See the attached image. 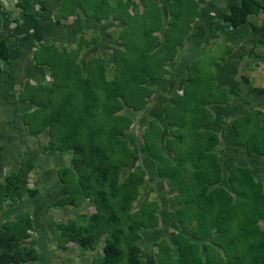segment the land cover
<instances>
[{"label": "trees", "instance_id": "obj_1", "mask_svg": "<svg viewBox=\"0 0 264 264\" xmlns=\"http://www.w3.org/2000/svg\"><path fill=\"white\" fill-rule=\"evenodd\" d=\"M135 6L117 4L116 9L125 12L133 7V15L128 19L114 16L122 26L116 33L118 44L106 47L105 58H89L85 68L76 58L67 71L64 64L70 58L66 57L55 67L52 84H27L19 95L20 102L35 106L23 118L27 135L47 131L44 149L71 155L70 167L59 170L64 196L51 206L65 209L87 203L93 207L84 221L69 219L56 224L54 249L75 245L84 254L95 252L102 244L101 254L90 264H147L142 257V234L159 231L162 215L159 202L149 198L154 186L135 208L148 174L128 138L135 123L131 112H143L159 89L156 83L169 75L167 64L174 61L199 12L193 0H173L164 23L151 0L141 14ZM260 14L264 15V0H244L230 9L224 22L236 29ZM258 29L264 44V25ZM75 50L78 57L81 46ZM10 54L5 42H0V73ZM195 62L194 68H187L180 93H174L162 107L166 131L159 119L151 117L141 135L154 171L173 193L168 198V218L176 230L152 242L154 262L264 264V184L249 163L233 164L225 175L216 151L220 139L209 126L214 119L211 108L228 105L231 96L226 89L216 88L206 59ZM251 117L257 122L248 133L244 128L251 124ZM263 118L255 109L231 122L238 134L237 145H245L249 156L264 157ZM2 151L0 146V155ZM33 166L24 158L17 170L0 178V212L8 203L15 205L36 196L37 190L30 188ZM31 228L28 211L17 220L0 223V264L39 262L38 250L23 243Z\"/></svg>", "mask_w": 264, "mask_h": 264}, {"label": "crops", "instance_id": "obj_2", "mask_svg": "<svg viewBox=\"0 0 264 264\" xmlns=\"http://www.w3.org/2000/svg\"><path fill=\"white\" fill-rule=\"evenodd\" d=\"M149 1L0 0V42H5L11 51L9 62L0 73V146L3 148L1 154H4L5 151L2 142L6 140L14 141L22 154L27 153L34 165L29 173L30 185L37 190V194L33 198L25 197L15 205L6 204L2 212H0V223L6 220H17L22 212L28 211L32 221L29 238L38 234L45 237L51 235L53 241L57 223L69 219L84 221L86 217L85 211L88 210L89 213L92 208L87 203L81 207L69 206L65 209L51 206L53 201L55 202L58 198L64 196L59 170L64 167H70L71 155L69 153L54 154L46 151L44 147L48 140L47 131L35 137L27 135V133L21 135L22 130H25V128H22L24 127V120L21 119V124L18 128L19 134H10L8 132V126L11 123L14 125V118L10 117L9 110L16 109L17 104H21L17 107L20 111H29L33 107L28 102L22 103L19 101V95L25 85L45 83L46 80L51 83L48 65H46L48 73L45 68L36 67L33 63L31 52L40 48L41 45H55L61 49L70 48L73 50L80 45L81 51L78 54V60L81 62H85L91 57L103 56L105 58L107 56L106 47L118 44L116 33L117 29L122 26L114 20V16L119 17L120 15V18L128 19V17L133 15V7L125 12L116 9L117 4L121 2L135 4L138 14H141L144 9H147ZM151 1L159 8V11L155 12L156 15H160L164 23L167 22L170 17V6L173 0ZM193 1L198 5L199 12L195 17V22L188 35L186 44L184 43L177 50L176 62L171 64V67L173 65V72L161 80L164 81L163 84L167 85L164 86L165 89L161 87L160 91L171 92V97L177 90L180 91L187 74V67L181 65L182 62L188 63L196 59L195 57H199L205 46L208 47V49L203 51L207 53L205 54L207 62L211 61L208 58H212L215 44L228 47L230 50L227 54V61L221 62L220 65H217L210 72L214 77L216 88L226 89L231 96V101L228 105L221 108H211L214 113V119L209 128L218 133L220 140L216 151L222 164V159L224 158L228 160L226 162L231 167L233 165L232 162L230 163L232 157L241 160V164H234L245 165V163H249L248 165L252 168L255 175L264 184V157L249 156L245 145L238 146L237 134L231 126L233 119L242 116L248 110H261L264 117V93L259 92L260 89H264L262 86L264 85V69L259 70L256 67L259 64L260 67H264V44L260 43L262 31H259V27L254 24L255 21H250L251 17L248 18L246 23L236 29H231L225 24L224 17L226 14L234 5H239L244 0ZM113 9H116L114 13L111 12ZM149 14L155 15L151 10ZM256 19L258 22L260 21L258 16ZM158 35H160L161 41L162 32ZM177 78H180L178 82L176 81ZM177 83L181 85L180 89L178 86L175 89ZM157 119H161V117ZM3 121L7 125L4 123V126H2ZM133 128L129 132H133ZM144 152L145 157L148 158L146 151ZM7 153L10 154L8 156L13 160L11 155L13 152L8 151ZM246 156L250 158L247 160ZM136 158L139 161L138 153H136ZM18 162H20V159ZM141 163L143 164V162ZM20 164H18L16 170ZM143 166L146 168L148 165L143 164ZM153 167L152 163V167L146 168L147 181H151L149 186L155 187L154 194L155 192L157 193V185L167 191L164 180L156 174ZM223 167L225 168L224 164ZM5 169L6 166L0 167V178ZM166 195H169V193H166ZM39 197L41 201L37 202V207L34 208L33 204L36 201L32 200ZM167 206L169 207L168 211H170L171 207L168 204V199ZM54 212L59 214L56 218H48L44 224L39 225L40 216L43 217ZM72 246L76 247L71 245L67 250ZM101 246L102 244L97 247L99 255L101 254ZM52 247L54 248V246ZM55 251L59 252L58 250ZM75 252L79 254L77 249Z\"/></svg>", "mask_w": 264, "mask_h": 264}, {"label": "rangeland", "instance_id": "obj_3", "mask_svg": "<svg viewBox=\"0 0 264 264\" xmlns=\"http://www.w3.org/2000/svg\"><path fill=\"white\" fill-rule=\"evenodd\" d=\"M72 1H76V0H70V2ZM264 15L260 14L258 15L259 18V22L257 21L256 17H251L250 21L254 22V24H256L258 27H261L264 25ZM195 22V18L194 21L192 20L191 23V30H192V26ZM191 32V31H190ZM187 38L184 40V42H182V45L180 47H182L184 45V43L186 44L187 42ZM216 46L213 47L214 53L212 54V58L209 57L208 59L211 60L209 62H207V65L211 68V70L213 71V69L217 66L220 65L221 62H225L227 61V54L229 53V48L225 47V46H221L219 44H215ZM178 47V50L179 48ZM208 49L207 46H205L203 48V51ZM75 49H70V48H65V49H61L58 46L55 45H41L40 48H37L34 50V52H31L32 58H33V63L35 64L36 67H41V68H45L47 70L48 73V69L46 67V65H48L50 68V72L49 75L51 76V83L48 82V80H46L45 84L43 83L40 86H46V85H50L53 83V73L55 71V67L58 66L61 60H64L66 57L70 58V60L64 64V67H66L67 71L69 70L71 63L73 60H75L76 57L75 55ZM202 51V53L199 55V57H195L196 59L188 62V63H183L181 65L185 66V67H192L194 68L195 61L200 60V59H206V55L207 53H204ZM257 51V50H256ZM177 54L175 55V59L173 61V63L176 62V58H177ZM103 57V56H102ZM67 58V59H68ZM72 58V59H71ZM93 59V57H91ZM98 58V57H97ZM77 62V60H76ZM87 62V60L85 62H81L80 60H78L77 63H79L81 66L83 64V67L85 68V63ZM200 63V62H199ZM260 65V64H259ZM259 65H256V67L259 68V70L264 69V67H260ZM109 66V65H108ZM82 67V73H85V70ZM167 70H168V74L170 75L171 72H173V65L171 67V64L168 63L167 64ZM193 70V69H192ZM60 72V71H57ZM168 75V76H169ZM166 76V77H168ZM49 77V76H47ZM165 77V78H166ZM164 78V79H165ZM46 79V77H45ZM180 80V78H177V82ZM48 83V84H47ZM164 81L161 82H157L156 85L158 86V91L156 93H154L152 95V97L150 98L148 105L146 106L145 110L141 113H132L131 112V116L134 118L135 122V126L133 128V132H129L128 133V138L130 141V145L134 147V149L136 150V152L138 153V157H139V161L143 162V164L148 165L147 167L150 168L152 167V162L145 157V150L143 149L142 145H141V135L142 132L146 126L147 120L151 117H161L162 115V106L170 100L171 98V92H161L160 88L162 87L163 89L164 86H166L167 84H163ZM74 85V81H71V83H69V87L71 88ZM175 89L178 88L180 89L181 85H179V83H177V85H175ZM264 87V85H262ZM174 89V91H175ZM57 93V92H55ZM176 93H180L178 90L176 91ZM21 104H17L16 109H10L9 113H10V117L14 118V125L11 123L9 127V131L10 134H19V127L21 124V119L23 120V118L25 117L28 118L30 116L29 113H27L28 111H20L19 107ZM212 106H205L206 109L211 108ZM35 106L32 107L30 111L34 110ZM255 110V109H252ZM125 112H129L128 110H124ZM123 111V113H124ZM251 111V110H248ZM260 112V116L262 117L263 114L261 112V110H259ZM262 114V115H261ZM248 115H250V112L248 113ZM252 115V114H251ZM257 115V113H256ZM250 117V116H249ZM254 117V116H253ZM252 118V122L248 127H245L244 130L247 131L248 133H250V131L252 130V126L253 124H256L257 120L255 121V118ZM264 119V118H263ZM160 123L163 125L165 131L167 129V126L165 125L164 120L161 118L159 119ZM4 123L7 125V123L5 121H3L2 126H4ZM24 123V121H23ZM14 126V127H13ZM137 127V128H136ZM22 128H25V130L21 132V135H25L26 133H28V127L24 126ZM165 134V133H164ZM237 134V133H236ZM237 140H238V134H237ZM4 145V154H1V161H0V167L2 166H6V169L4 171V173L2 174L1 178L3 177L4 174H9L11 171H15L16 167L18 166V164H20V162L22 161V159L24 158H28L31 160V157L27 154V153H21L18 145L11 140H6L5 142H2ZM217 149V147H216ZM8 151H12L13 154H11L13 156V160L10 159V157L8 155L10 154H6V152ZM22 155V156H21ZM21 156V157H20ZM14 157L18 158L15 159ZM241 158V157H240ZM250 157L246 156V159L248 160ZM20 159V162L17 163V161ZM223 164L225 165V175L228 173L229 171V166L228 163L226 161H228L227 159H222ZM138 162V161H137ZM232 162V164L234 163H239L241 164V160L236 158V157H232L230 163ZM146 167V168H147ZM31 183V181H30ZM151 183V181L149 180V182L147 181L146 187L143 190V194L142 196L139 198L138 202L135 204V208H137L139 206V201L144 197V195L146 194V192L149 189V184ZM30 188H33L30 185ZM166 193H169V191H165V189L163 190V188H159V186L157 185V193L155 192L150 194L149 198L150 199H157L159 201L160 204V208H161V215H162V219H161V226L159 227V231H144L142 234V239H141V245L143 247V253H142V257L143 259L147 262V264H156V262H154V256L152 253V242L159 236H168V234H170V230H176V226L174 225L173 222H171L168 218V206H167V199L168 197L172 196L173 193H169V195H166ZM38 200V201H37ZM32 201H36L33 206L34 208L37 207L36 203L41 201L40 197L39 198H35ZM54 202V201H53ZM93 212V207L89 210L85 211V215L90 214ZM59 214L57 212H54L53 214H47L46 216H43L39 218L38 223L39 225L44 224V222L48 219V218H56ZM37 223V224H38ZM168 228V229H167ZM23 243L28 244L30 246H32V248H35L36 250H38L40 256H39V262L37 264H58L57 262H64L65 264H90L91 263V259L98 255V249L96 250L95 253H84L81 254L80 251L72 246L69 250L67 251H55L54 248L52 246L53 245V241L51 239V235H48L47 237L45 236H39L38 235H33L31 236V238H28L27 240H25ZM29 246V247H30ZM76 249L78 250L79 254H76ZM80 258H79V257Z\"/></svg>", "mask_w": 264, "mask_h": 264}]
</instances>
